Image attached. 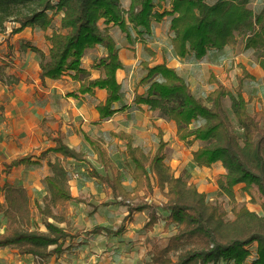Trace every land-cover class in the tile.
<instances>
[{"label": "trees", "instance_id": "1", "mask_svg": "<svg viewBox=\"0 0 264 264\" xmlns=\"http://www.w3.org/2000/svg\"><path fill=\"white\" fill-rule=\"evenodd\" d=\"M168 1L0 0V31L10 21L17 24L13 33L26 27L51 30L47 34L48 52L36 45H25L40 56V77L43 81L58 80L69 74L80 83L70 93L74 96L93 94L96 88L106 89V100L97 104L102 120L115 114L116 104L126 95L125 85L117 79V71L125 68L120 51L135 49L137 43L147 48L153 20L164 19L169 23L174 31L172 54L180 59L189 63L217 60L224 57L226 49H236L242 43L243 53L256 54L255 63L264 70L263 7L255 10L253 0H172L171 8H167ZM159 6L163 10L159 11ZM98 45L106 54L94 61L92 68L99 70L100 75L92 77V70L84 66L83 58ZM141 64L144 74L139 85L144 89L135 93L129 107L146 105L158 117L173 120L178 138L188 147L197 144L192 155L198 167L221 163L225 172L217 179L219 197H228L236 203L235 188L242 184L246 191L257 190L264 198V127L261 125L264 112L250 109L249 99L244 95L246 79L254 77L245 65L239 63L242 73L234 87L212 75L210 89L199 95L192 90L188 75L180 67L170 65L166 57L159 63L142 60ZM226 99L231 102L234 120L226 112ZM157 135L156 148L149 151L135 144L130 133L113 132L114 138L126 141L125 152L132 163V190L125 187L124 175L103 140L88 138L103 167L99 170L90 165L89 176L106 185L116 199L121 198L129 212L124 222L131 219L132 213L146 211L147 229L158 222L162 213L174 225L167 245L153 250L152 263L244 264L250 257L251 264H264V213L242 205L235 206L234 217H229L222 202L209 199L190 177L178 175L166 162L168 142L162 130ZM52 140L53 146L39 154L30 152L5 162L3 169L8 176L22 165L56 154L54 160L48 161L51 171L45 182L49 194L43 203L33 199L23 185L8 178L0 182L3 197L0 212L5 220L0 247L31 254L39 263L53 253H60L68 239L79 235L69 230L72 223L69 204L78 199L72 193L70 179L73 170L79 167L71 169L67 160L90 164L84 152L69 146L66 132L59 130ZM156 187L164 196L159 203L153 197ZM149 197L151 202H145ZM136 198L142 201L134 202ZM39 221L46 230L41 229ZM123 226L118 228L119 232ZM253 244L255 251L251 248ZM52 245L56 247L50 249Z\"/></svg>", "mask_w": 264, "mask_h": 264}, {"label": "rangeland", "instance_id": "2", "mask_svg": "<svg viewBox=\"0 0 264 264\" xmlns=\"http://www.w3.org/2000/svg\"><path fill=\"white\" fill-rule=\"evenodd\" d=\"M171 3L172 0H169L166 7L171 8ZM252 6L255 10L259 11L262 7L264 8V1L253 0ZM158 9L159 11L163 10L161 6H159ZM57 20L59 23V17ZM151 24L152 36L147 39V48H149V50L142 44L143 52H140L139 54L131 53L137 61H134L135 63L131 64L130 68L127 69L128 78L127 83H125L127 103L133 102L135 93L137 91H143L144 89L139 85V81L144 74L141 61L145 59L146 61H149L150 64H155L163 61L166 57L168 63H179L182 71L189 77L192 90L199 95L210 89V78L212 75L216 76L219 80V76H221V78H226L228 81L227 85L234 87L237 83L236 77L238 78V75L233 73V68L235 67L236 62L241 61L242 59L247 60L249 57V59L256 62V54L249 57L243 55V45L240 43L236 49H226L224 57H219L217 60L208 59L207 61L201 63H189L186 60L179 59V57L172 54V36L174 35V31L170 29L169 23L164 22L163 19L161 21L153 20ZM16 25L17 24L15 22L10 21L7 23L6 29L0 31V55H4L6 57L3 61L4 64L1 65L2 69H6L11 65L10 61L12 60L11 57L14 53L13 51L6 49L7 45L5 43L9 44L15 35L20 33H13V27ZM101 26L103 27L104 24L101 23ZM26 28L40 30L39 28ZM49 31L50 30L47 31V34L51 33V31ZM35 44L37 45L39 42L37 41ZM144 52H146V58L143 56ZM36 54L37 58L40 57L38 53ZM99 56L101 55L96 53L93 57L96 60ZM233 57L235 62H231ZM231 64L232 68H229ZM239 72H241V70H239ZM248 92L250 109H264V78H261L259 83L254 82L250 84ZM119 103L120 105L127 104L123 101ZM224 104L226 112L230 115L231 119L234 120V116L230 108V100L226 99ZM149 116L148 120L151 121V123L148 125V129L150 131L147 132L145 126H139L140 128L138 127L139 130L137 134L134 135L135 144L143 145L146 150L153 151L157 145V134L160 128L163 131L164 139L168 142L166 147V162L175 169L178 175L190 177V179L196 183L201 192H206L208 194L209 199L222 202L229 217H234L233 208L235 206L240 207L242 205H245L250 210L256 211L259 214L264 213V198L260 196L257 190H253L252 192L246 191L242 184L237 185L235 188L236 203L231 201L228 197H219L217 193V179L220 174L216 173V171L205 170L204 167L201 168L196 165L192 156V150L197 148V144L192 147L185 145V143L177 136V128L173 120L167 119L169 123L165 122L164 126L161 127L154 122V119H157L156 116H158L157 112L153 111V115ZM261 125L264 127V117L262 118ZM125 144V141H119L117 144L118 148L116 151L119 155V159L116 163L117 167L124 175L125 187L132 190L134 187V182L131 177L132 163L126 155ZM80 146V150L89 156L88 158H90V160H95L92 151L94 149L93 147H91V150V148H89L84 142ZM108 146L109 148L111 147L110 145ZM71 162L76 161L72 160ZM67 164L69 163L67 162ZM72 166V168H74V166L79 168L73 170V173L76 172L78 175H74L70 180V186L75 194L84 198V203H82L78 208L73 205H71L73 206L71 208L69 204V217H75V221L80 222L79 224L77 223V226L80 228L77 226L73 228L71 225V228L69 226V230L74 233L77 231L79 234H93L98 237L95 238V242L93 243V246H95L94 250L89 249L92 247H87L88 251L81 252L80 254L77 252V254L68 255L65 258L62 256L63 259L58 262L56 261L54 264H153L151 261L153 250L157 247L161 248L166 246L171 232L175 230L174 225L168 221L166 215L162 213L159 216L158 222L148 229L145 227V224L149 220V215L146 211L134 212L131 214V219L124 222V217L129 213L127 206L120 202V197L116 199L112 196L110 189L108 190V188L101 183V181L89 176V163L84 161L79 163V166L76 163L72 164ZM17 174L21 175L19 173ZM12 181L20 184L18 176H15L14 179L12 178ZM33 181H31V184ZM78 182L84 185L83 188L78 187ZM28 188L30 189V186ZM153 197L156 203L164 200V196L159 187H156ZM139 201H142V199L136 198L134 200V202ZM147 201L151 202V198H146L145 202ZM39 223H41V221H39ZM123 224L124 226L121 229L123 231L119 232L118 228ZM61 225L64 227L68 226L66 223H62ZM41 229L46 230L43 223H41ZM251 248L255 251L256 244H253ZM113 250H115V252ZM173 257L177 260V256L173 255ZM251 260L252 258L249 257L244 264H251ZM7 262H9V259ZM49 263L50 262L48 260L44 262V264ZM34 264L40 263L35 261ZM219 264L224 263L221 262Z\"/></svg>", "mask_w": 264, "mask_h": 264}, {"label": "crops", "instance_id": "3", "mask_svg": "<svg viewBox=\"0 0 264 264\" xmlns=\"http://www.w3.org/2000/svg\"><path fill=\"white\" fill-rule=\"evenodd\" d=\"M46 34L47 32L43 30L26 28L16 34L9 44L5 43L7 45L6 49L13 51L14 54L11 57V61L7 59L11 62V65L6 69H2L0 78V182L4 180V178H8L12 181V178L14 179L15 176H18L20 185L27 188L32 198L38 199L40 203H43L42 198L49 194L45 176L51 171L48 161L54 160L56 154L50 153L46 159L40 162L22 165L14 169L8 176L3 172L5 162H9L30 152L39 154L41 151L54 145L52 137L61 130L67 133V143L69 146L79 150L83 142L87 144L89 148L93 147L88 139L89 137L98 140L102 139L105 146L109 149V155L116 160V163L119 159V155L116 151L118 148L117 144L119 141L122 142L124 140L118 139L117 137L114 138L113 132L125 131L130 133L135 139L134 135L137 134L140 128L139 126H145L147 132L150 131L148 125L151 121L148 119L150 117L149 115H153V111L146 105L131 109L129 106L132 102L127 103L125 95L122 101L127 104L120 105V103H117V111L115 114L107 120H102L99 110L97 109V104L106 100V89L96 88L93 94L80 93L74 96L70 95V93L75 91L80 83L75 81L69 74L63 75V77L58 80L46 78L43 81L40 77V57L37 58V54L32 51L31 48H26L25 45H36L35 42L38 41L39 44L36 46L41 48L44 52H47L50 43L46 38ZM138 44L135 49L123 48L120 51V56L125 64V68L117 71V79L124 85L127 83L128 78L127 69L130 68L131 64L137 61L133 54L143 52L142 43ZM96 53L102 56L106 54V50L103 47L97 46L89 49L83 58L84 66L92 70V77H98L100 75L99 70L92 68V64L95 60L93 56L96 55ZM145 53L146 52H144L143 56L146 58L147 55ZM243 55L246 56L245 54ZM249 58L236 62L233 68V73H235V75H241L242 68L239 66V63H242L252 76H254L253 78H247L245 81L244 95L246 98L249 96L248 91L250 84L254 82L259 83L261 78H264L263 68ZM5 59L6 57L4 55H0V68H2L1 65L4 64L3 61ZM231 62H235L234 57ZM169 64L180 67L179 63L176 64L174 62L173 64ZM229 68H232V64ZM239 70H241V72H239ZM219 78L223 83L228 84L226 78H221V76H219ZM256 110H263L264 112V109L257 108ZM156 118L154 122L157 123L158 126L163 127L165 122L169 123L167 119L158 116H156ZM159 130L161 129L159 128ZM108 145H110L112 149H110ZM92 151L95 160H90V158H88L89 156L86 155L90 162L89 165L92 164V167L96 166L99 170H103L101 163L98 161V154L95 148ZM72 160L73 159H68L67 162L71 169H74L72 168V164L76 163L79 166V163L71 162ZM92 167H90V169H92ZM204 169L216 171V173L219 174L225 172L221 163H217L213 167H204ZM76 174V172H72L71 179ZM31 181H33L32 184ZM77 185L81 188L84 186L80 182H78ZM29 186L30 189L28 188ZM72 193L74 196H77L78 199L72 200L70 202V207L72 208L74 206L78 208L84 203V198L75 194L73 191ZM2 199L3 197L0 195V202ZM70 219L73 228L77 226V223H80L75 221V217H70ZM50 220L52 219L50 218ZM77 227L80 228L79 226ZM4 230L5 222L0 212V233H3ZM96 237L98 236L93 234H79L73 240L68 239L64 245V249L60 253H53L47 259L50 262L49 264H54L56 261L58 262L63 259V257L65 258L68 255L77 254V252L80 254L81 252L88 251L87 247H92L89 249L94 250L95 246H93V243ZM55 247V245H52L50 249H54ZM113 251L115 252V250ZM35 258L36 257L31 254H20L16 249L11 247H0V264H34L35 261L37 262ZM8 259L9 262H7ZM45 261L46 260H43L42 264H44Z\"/></svg>", "mask_w": 264, "mask_h": 264}]
</instances>
